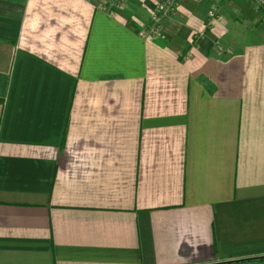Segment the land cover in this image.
I'll use <instances>...</instances> for the list:
<instances>
[{
    "label": "crops",
    "instance_id": "1",
    "mask_svg": "<svg viewBox=\"0 0 264 264\" xmlns=\"http://www.w3.org/2000/svg\"><path fill=\"white\" fill-rule=\"evenodd\" d=\"M163 1L0 0V264H264V3Z\"/></svg>",
    "mask_w": 264,
    "mask_h": 264
},
{
    "label": "built area",
    "instance_id": "2",
    "mask_svg": "<svg viewBox=\"0 0 264 264\" xmlns=\"http://www.w3.org/2000/svg\"><path fill=\"white\" fill-rule=\"evenodd\" d=\"M121 2H123L124 0H120ZM184 2V0H164L162 3H160L157 8L155 9L151 21L152 23H154V30L152 34H154L155 32L159 31L160 29V22L163 18H166L170 15H172L173 13H175L178 8L181 6V4ZM256 3L259 5H263L264 1L263 0H256ZM120 5V2L118 3H114L111 7L112 8H118ZM219 18V14L216 11H213L210 14V23L217 20ZM140 36L142 37H146V33L145 32H141Z\"/></svg>",
    "mask_w": 264,
    "mask_h": 264
}]
</instances>
